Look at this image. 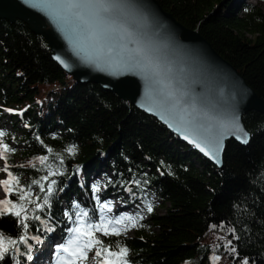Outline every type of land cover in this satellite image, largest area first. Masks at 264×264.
Masks as SVG:
<instances>
[{
    "label": "trees",
    "instance_id": "16d2710c",
    "mask_svg": "<svg viewBox=\"0 0 264 264\" xmlns=\"http://www.w3.org/2000/svg\"><path fill=\"white\" fill-rule=\"evenodd\" d=\"M157 1L198 31L264 99L261 7L241 0ZM49 54L26 25L0 20V119L11 111L6 121L12 128L0 130V141L12 150L6 156L19 180L15 187H30L33 201L24 202L27 230L16 217L0 216V232L18 241V251L0 264H34L52 236L65 239L81 219L98 223L100 205L111 196L137 209L114 217H142L130 237H101L110 247L120 241L129 264H264L263 115L243 117L250 142L228 141L218 170L154 118L97 85L75 83ZM41 157L47 159L41 163ZM18 195L14 188L7 199L20 203Z\"/></svg>",
    "mask_w": 264,
    "mask_h": 264
},
{
    "label": "water",
    "instance_id": "95a60500",
    "mask_svg": "<svg viewBox=\"0 0 264 264\" xmlns=\"http://www.w3.org/2000/svg\"><path fill=\"white\" fill-rule=\"evenodd\" d=\"M37 2L0 0V20L11 24L19 21L40 36L49 47L51 60L75 83L97 85L154 118L218 170L224 168L228 141L249 144L251 135L243 117L250 112L264 116V99L198 31L178 23L157 0H131L136 16L129 21L134 38L157 66L159 75L154 78L124 66L117 54L120 46H137L127 37L114 42L110 57H101L86 35L62 31L48 15L33 7ZM164 84L170 87L164 88ZM168 91L175 94L174 101L164 100ZM243 133H247V143L237 138Z\"/></svg>",
    "mask_w": 264,
    "mask_h": 264
},
{
    "label": "snow or ice",
    "instance_id": "6c2138e0",
    "mask_svg": "<svg viewBox=\"0 0 264 264\" xmlns=\"http://www.w3.org/2000/svg\"><path fill=\"white\" fill-rule=\"evenodd\" d=\"M33 7L39 8L48 15L62 31L70 29L72 33L81 36L86 35L101 57H110L116 47L114 42L117 39L127 37L129 43L136 44L137 46L132 49H128L126 45L120 46L117 54L121 55L124 66L138 69L150 78L159 75L157 66L154 64L148 51L144 47H141L139 42L134 38V29L129 21L136 16V12L131 0H38ZM154 83L159 84L161 82L154 80ZM163 87L169 88L170 85L164 84ZM164 100L174 101L175 94L168 91L164 94ZM239 131L242 132V129ZM4 135V132H0V137ZM237 138L241 139L242 143L248 142L247 133H243L242 136L238 135ZM189 142L192 141L190 140ZM0 149H2L0 150V159L5 161L4 168L0 169V171L6 172L8 175V179L0 181V186H3L6 196L4 200H0V216L10 214L16 217L23 229L27 230L28 224L25 221L29 217L22 215V213L26 212L25 201L29 204L33 203L31 199H28L30 187L28 191L15 187L19 184V180L8 171L9 165L6 156L12 150L3 144L2 141H0ZM201 151H204V149L201 148ZM67 152L69 154L74 153L75 147H69ZM205 155H209V153L205 152ZM39 159L43 163L47 157ZM49 175H52V173H49ZM43 179H47V177ZM33 183L38 182L33 181ZM52 183H55V181ZM14 188L19 193L18 200L20 203H12L11 200L7 199V196L13 192ZM40 190L44 191L43 185H41ZM47 191L49 194L52 193L51 184L48 186ZM96 191H98V188L93 185V192L95 193ZM44 202H48L47 196H45ZM100 207L102 210L111 211L110 204H101ZM152 210V206L148 205L147 211L150 213ZM87 215L86 212L83 213V216L86 217ZM35 218L39 219V217ZM139 219H142V217L122 215L106 219L102 215L98 223H85L83 219L79 220L77 226L69 230L72 238L68 240L66 245H62L57 249L59 253L63 254L59 257V264H84V261L88 258V254L93 251L95 264H129L127 259L128 249L122 247L120 241L115 242V247H110L104 243L101 237L120 236L122 232H127L130 228L142 227L139 224ZM97 233L100 235L98 236ZM23 242L24 237L21 236L19 243ZM17 243V240L6 238L0 232V261H3L9 253L18 251L16 248ZM232 251L234 252L235 248ZM245 264H247L246 261Z\"/></svg>",
    "mask_w": 264,
    "mask_h": 264
},
{
    "label": "rangeland",
    "instance_id": "374dc122",
    "mask_svg": "<svg viewBox=\"0 0 264 264\" xmlns=\"http://www.w3.org/2000/svg\"><path fill=\"white\" fill-rule=\"evenodd\" d=\"M244 3H249L251 5H255L257 7H261L264 11V1L263 0H241ZM11 111H4L2 112V118L0 119V130L6 131V130H12L9 123L6 121L7 118H10ZM2 150V149H0ZM5 163L3 159H0V169L4 167ZM103 172L104 170L101 169ZM7 179V175L5 172L0 171V181H3ZM99 180L98 174H94L91 176V185L98 186L96 183ZM5 199V192L3 189V186H0V200ZM107 204H110L111 211L102 210L101 215H103L106 219H112L114 216H117L119 210H121L124 214L128 215H134L135 211H137L136 208H124L118 199L111 196L108 198ZM156 212L159 214H162L164 211L162 209H156ZM121 235H124L125 237H130L132 235V232L130 229L127 232H122ZM72 238V234L65 239H61L58 236H52L48 243L44 244V253L41 254V256L38 257L37 261L34 264H59V257L63 255L62 253H59L57 249L62 246L66 245L68 240ZM37 256V255H36ZM94 251L90 252L88 254V258L86 261H84V264H95V261L93 260Z\"/></svg>",
    "mask_w": 264,
    "mask_h": 264
}]
</instances>
